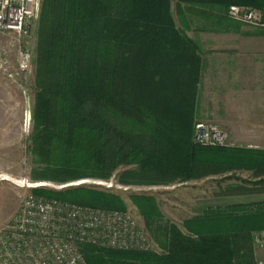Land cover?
Returning <instances> with one entry per match:
<instances>
[{
  "label": "trees",
  "instance_id": "trees-1",
  "mask_svg": "<svg viewBox=\"0 0 264 264\" xmlns=\"http://www.w3.org/2000/svg\"><path fill=\"white\" fill-rule=\"evenodd\" d=\"M230 5L260 10L264 23V0H175V13L185 27L190 15L191 22L210 25L197 30H217L229 23ZM183 30L172 0H42L34 154L72 173V180L110 179L124 165L139 168L123 171L125 185H167L231 169L264 176L262 150L202 147L191 140L201 58L198 42ZM124 122L144 128L140 142ZM43 190L34 193L62 199L80 189ZM236 191L250 189L238 185ZM99 195L98 206L125 210L119 199ZM151 211L143 219L160 253L83 244L87 262L257 264L255 234L264 231V200L209 207L181 225Z\"/></svg>",
  "mask_w": 264,
  "mask_h": 264
},
{
  "label": "rangeland",
  "instance_id": "rangeland-1",
  "mask_svg": "<svg viewBox=\"0 0 264 264\" xmlns=\"http://www.w3.org/2000/svg\"><path fill=\"white\" fill-rule=\"evenodd\" d=\"M258 11L261 13L260 10ZM172 12L176 26L184 29L183 31L189 37L196 38L199 34L198 32H203L197 30L201 25L205 24L204 26H207V28L210 26L207 24L208 22H203L201 19L191 22L192 16L188 15V20L190 21H187L188 26L185 27L175 13V0H172ZM39 19L40 13L30 23L29 34L25 37L0 33V133H3L5 137V142L0 146V226L7 223L13 217L24 197L31 192H35L33 188L35 186H41L40 188L44 189V192H66L80 189L78 192L74 191L66 194V198L62 199L67 201H77L78 199L87 203H95L97 206L100 205L98 203L101 200V195L99 194L104 193L105 195L109 194L108 199L110 201L115 200L113 201L115 203H117L116 200L118 199L122 201L125 211H130L136 216L153 241L154 250L150 252L160 253L161 250L145 226L143 217L148 212H152L151 210L154 208V211L163 215L165 219L181 225L182 220L195 215L199 209L195 202L196 184L199 182L194 180L197 179L196 175L187 186L181 184V182L169 183L167 185H125L120 182V176L123 171L139 168L136 165H124L119 167L110 179L85 177L72 180L70 179L72 173L61 171L55 164L44 162L34 154L31 138L34 130L37 92L36 59ZM229 20L227 26L230 25V29L234 28V26L262 28L230 18ZM220 29L223 28H217V30ZM23 48H29L32 53V63L28 71H21L19 69L20 51ZM198 99L199 93L197 92L193 132L194 125L198 121L213 123L208 117L198 116ZM131 124L133 125L129 126L130 123L124 122L122 126L123 128L127 127V129L130 127L136 133L134 138L140 142L139 133L144 128L136 122H132ZM227 143L229 145V140ZM232 174L233 177H236L237 186L246 185L244 181H247L249 178L248 173L234 172ZM213 177L214 179L210 180V182H215V187L218 186L216 182L219 184L218 187L221 188L226 185V181L224 180H227L228 177H225V174ZM222 183L223 186L221 185ZM250 187L260 189L263 194L261 197L264 199V191L262 190L264 185ZM110 194L116 199L111 198ZM112 207H114V203Z\"/></svg>",
  "mask_w": 264,
  "mask_h": 264
},
{
  "label": "built area",
  "instance_id": "built-area-1",
  "mask_svg": "<svg viewBox=\"0 0 264 264\" xmlns=\"http://www.w3.org/2000/svg\"><path fill=\"white\" fill-rule=\"evenodd\" d=\"M42 0H0V33L18 37L29 34ZM230 19L264 27L261 13L230 5ZM32 63L29 48L20 51L19 69ZM225 131L216 124L198 121L193 143L202 147L228 145ZM41 186H35L34 189ZM259 241L264 243V237ZM125 251H153L154 244L130 211L102 208L29 193L13 217L0 226V264H89L81 245Z\"/></svg>",
  "mask_w": 264,
  "mask_h": 264
},
{
  "label": "crops",
  "instance_id": "crops-1",
  "mask_svg": "<svg viewBox=\"0 0 264 264\" xmlns=\"http://www.w3.org/2000/svg\"><path fill=\"white\" fill-rule=\"evenodd\" d=\"M221 28L198 32L195 38L201 58L198 116L210 118L226 132L228 147L264 151V27L234 26L230 29L231 26L226 24ZM4 142V134L0 133V146ZM234 172L248 173L245 187L250 192L237 193ZM224 174L228 177L224 180V187H218L217 182L215 187V182H210L213 176ZM261 179L264 180V176H255L252 170L231 169L222 174H199L194 179L200 182L196 184L195 202L199 211L195 215L217 205L263 201L262 191L250 187ZM189 182L181 184L187 186ZM263 237L264 231L255 234L257 264H264V243L259 241Z\"/></svg>",
  "mask_w": 264,
  "mask_h": 264
}]
</instances>
